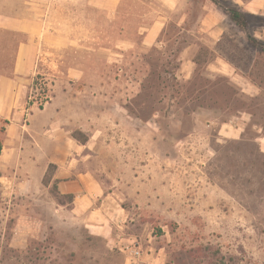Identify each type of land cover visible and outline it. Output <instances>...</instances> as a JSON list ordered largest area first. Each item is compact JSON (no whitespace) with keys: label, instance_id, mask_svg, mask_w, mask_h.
<instances>
[{"label":"rangeland","instance_id":"1","mask_svg":"<svg viewBox=\"0 0 264 264\" xmlns=\"http://www.w3.org/2000/svg\"><path fill=\"white\" fill-rule=\"evenodd\" d=\"M207 3L214 4L0 0V264H264V45L249 40L264 44L256 36L264 16L248 15L242 29L217 5L223 12L205 15ZM153 26L160 34L150 43ZM28 42L34 63L19 71V48ZM188 45L197 46V66L187 80L181 59ZM215 61L234 65L260 93H245L210 65ZM55 96L58 108L82 110L91 137L85 134L103 147L96 148L102 154L95 169L107 191L113 185L133 191L131 177L112 180L107 172L117 176L123 141L140 142L144 176L136 192L157 194L114 196L132 212L111 244L80 222L51 224L58 203L53 165L41 189L15 193L17 171L29 170L25 161L43 155L44 141L55 139L52 111L30 126L34 110L52 109ZM202 111L199 119L194 112ZM241 111L251 112L252 122L239 139L226 130ZM154 156L172 163L148 165ZM147 176L155 178L152 187ZM130 243L140 256L125 252Z\"/></svg>","mask_w":264,"mask_h":264},{"label":"crops","instance_id":"2","mask_svg":"<svg viewBox=\"0 0 264 264\" xmlns=\"http://www.w3.org/2000/svg\"><path fill=\"white\" fill-rule=\"evenodd\" d=\"M164 1L171 7H174L178 2V0ZM231 1L247 15L264 16V0ZM202 8L204 10H206V8L209 10L204 12L205 15H214L218 12H223L214 4L207 3ZM223 15L228 14L223 12ZM159 34L160 28L153 26L149 29L146 35V41L150 43L152 41H157ZM218 34L222 35L223 31H220ZM256 36L263 38L264 28L262 29V32L259 35L256 34ZM33 45V42H28L20 46L16 64L19 71H27L32 67L34 63L33 56H31L34 50ZM196 48V45H188L185 48L184 55L181 59V74L187 80L193 77L197 66L193 57V53L197 50ZM217 62L219 61H215L210 65H214V67L222 73L224 72L231 75L232 79H235L238 84L242 86V90L245 93L250 96H255L260 93V87L245 78L234 65L228 61L219 62L220 65ZM74 99L79 105L82 104V98L76 97ZM49 104L50 106H53L52 109H50V107L44 108L39 110V112L34 110L32 115L33 120H30V126L33 127V123L38 118L37 116L41 118L44 114L48 115L50 114L49 112L52 111V130L56 132L54 134L55 139H46L44 141L45 153L43 155L29 157L28 161H25L28 164L29 170L23 166L17 171V174H22V179L21 183L17 184L15 193L29 196L34 193L35 188L41 189L44 178L51 165H53V177L50 183L52 185L56 184L61 194L74 195V201L70 206L54 203L55 207L53 208V214H57V218H53L51 224L57 229L60 227L64 228V226H72L74 222H80V224H83L84 228L91 234L100 237L106 240L107 243L111 244L115 241V228L126 224V222L131 219L132 212L130 208L124 207L121 202L117 201L116 203L114 196H127L133 193H149L150 195L157 194V192H145L144 190L136 192L137 190H141L138 188V185L142 181V176H144L143 172L140 171L142 165L138 150L141 146L140 142L136 139H133L130 142H127L126 140L123 141L120 146L122 152L119 155L120 160H118L119 167L117 176L115 177L111 175L110 172H107V176L112 180L117 179L118 181H125L131 177L133 183L132 186L129 187V190L133 191L130 193L129 191L125 192L123 189H120V186L116 189L114 185L107 191L104 183L101 182L102 180L97 176V170L95 169V160H99L102 154V151L96 150V148L101 149L103 147L101 145H96L97 143H91V138L86 144H83L73 138L72 135V130L78 128L91 137V134L89 133L90 128L87 124H83L82 122V110L73 107V105L69 108H58V106L61 105L60 97L58 96H55ZM194 114L200 119L203 118L201 116H204L205 112H194ZM239 114L240 116L237 117L238 122L234 124L230 123L229 130H226V132L229 136L240 139L243 137L245 128L249 126L250 122H252V113L241 111ZM65 116L68 118H65ZM45 124L49 128L51 126L50 120H45ZM223 125L228 124L225 122ZM138 129L139 128H137V130ZM63 132H70V136L65 134V139H63ZM149 160L150 162H148V165L157 163L168 165L172 163L171 158L167 156H154L149 158ZM165 170H168V168ZM147 177L151 182L147 184V186L152 187V182H155V178ZM167 178L168 177H166V180H168ZM135 207L136 205H133V208ZM66 218L68 220H65Z\"/></svg>","mask_w":264,"mask_h":264},{"label":"trees","instance_id":"3","mask_svg":"<svg viewBox=\"0 0 264 264\" xmlns=\"http://www.w3.org/2000/svg\"><path fill=\"white\" fill-rule=\"evenodd\" d=\"M213 1V3L215 5H217L218 7L222 8L229 16L230 20L235 23L237 26H239L242 29H246L248 27V15L245 14L237 5H235L233 2L232 5H227L226 2L227 0H211ZM249 40L253 43V44H260V45H264L263 43H260L258 39L250 36ZM41 109L43 107H40ZM73 138H75L76 140H78L79 142L86 144L89 141V137L83 133L82 131L78 130L75 131L73 133ZM2 151V147L0 144V153ZM48 181H45V185H48ZM52 194L55 197V199L57 200V202L61 205L64 206H70V204L73 203L74 201V195L72 194H61L60 191L58 190V187L56 186V184H53L52 187ZM210 264H214V263H210Z\"/></svg>","mask_w":264,"mask_h":264},{"label":"built area","instance_id":"4","mask_svg":"<svg viewBox=\"0 0 264 264\" xmlns=\"http://www.w3.org/2000/svg\"><path fill=\"white\" fill-rule=\"evenodd\" d=\"M125 252L132 257H137L141 255V251L136 243H130L125 245Z\"/></svg>","mask_w":264,"mask_h":264}]
</instances>
